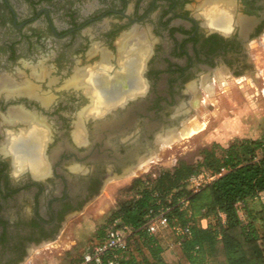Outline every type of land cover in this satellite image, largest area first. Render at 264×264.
Segmentation results:
<instances>
[{
    "label": "flooded vegetation",
    "instance_id": "1",
    "mask_svg": "<svg viewBox=\"0 0 264 264\" xmlns=\"http://www.w3.org/2000/svg\"><path fill=\"white\" fill-rule=\"evenodd\" d=\"M263 41L264 0H0V264L53 241L108 179L175 135L200 78L253 73ZM133 58L130 92L134 74L110 76ZM102 65L116 100L93 114L88 73ZM33 127L40 172L10 150Z\"/></svg>",
    "mask_w": 264,
    "mask_h": 264
},
{
    "label": "trees",
    "instance_id": "2",
    "mask_svg": "<svg viewBox=\"0 0 264 264\" xmlns=\"http://www.w3.org/2000/svg\"><path fill=\"white\" fill-rule=\"evenodd\" d=\"M220 167L226 171L210 184L197 192L187 189L184 180L190 174L201 168ZM260 192H264V133L258 138L233 139L226 146L215 142L201 151L195 163L178 161L154 177L132 179L128 196L117 201L96 232L95 241L103 238L114 220L138 227L150 208L171 206L177 197L184 196L188 197L190 214L177 206L168 213L181 223L194 220L190 234L177 240L182 260L167 262L161 241L140 230L124 250L116 252L118 264H208L215 255L221 256L224 264H264V204L260 205L257 221H242L237 213L238 203L254 199ZM218 212L224 215L223 221ZM201 218L207 220L205 228L197 224ZM80 262L81 257L74 264Z\"/></svg>",
    "mask_w": 264,
    "mask_h": 264
},
{
    "label": "rangeland",
    "instance_id": "3",
    "mask_svg": "<svg viewBox=\"0 0 264 264\" xmlns=\"http://www.w3.org/2000/svg\"><path fill=\"white\" fill-rule=\"evenodd\" d=\"M263 50L261 47L259 52ZM254 62L252 76L245 74L229 80L221 75L213 76L208 85L200 83V78L198 91L188 99L189 103H196L192 107L193 112L181 121L182 125L174 135L176 138L166 143L160 141L154 154L133 172L108 179L96 197L65 221L53 241L31 249L20 264H74L85 248L96 240V232L104 225L117 201L128 196L127 187L132 179L154 177L160 171L171 169L178 161L195 163L202 150L211 148L215 142L225 145L226 137L235 135L231 134L229 125L233 124L237 131H241L238 137H261L264 133V78L258 74L259 63ZM183 128H193L194 131L181 137L179 134ZM251 207V218L257 221L260 203L254 201ZM154 235L164 247L167 262L182 260L177 237L170 228L159 229ZM208 264L224 262L221 256L215 255L208 259Z\"/></svg>",
    "mask_w": 264,
    "mask_h": 264
},
{
    "label": "built area",
    "instance_id": "4",
    "mask_svg": "<svg viewBox=\"0 0 264 264\" xmlns=\"http://www.w3.org/2000/svg\"><path fill=\"white\" fill-rule=\"evenodd\" d=\"M225 171V167H220L218 170L201 168L190 174L184 182L187 189L191 192H197L221 176ZM257 198L264 203V192H260ZM188 204V197L179 196L171 206H160L157 209L150 208L145 215L144 222L138 227H133L119 220H114L105 229L101 240L94 241L85 248L81 254L80 264H103V262L106 264H118L116 252L124 250L128 242L133 237L137 236L140 230L145 231L149 235H154L159 229L168 227L174 232L177 240L188 236L190 234V228L194 224V220L189 219L187 222L181 223L176 217L170 218L168 216L170 209L175 206H177L179 210H187V213L190 214ZM218 214L219 216L222 215L220 212H218ZM197 224L205 228L207 226L206 218H201Z\"/></svg>",
    "mask_w": 264,
    "mask_h": 264
},
{
    "label": "bare ground",
    "instance_id": "5",
    "mask_svg": "<svg viewBox=\"0 0 264 264\" xmlns=\"http://www.w3.org/2000/svg\"><path fill=\"white\" fill-rule=\"evenodd\" d=\"M218 12L219 11L215 12V14L213 15V18L214 19L220 18L219 20H221L224 17H223V15H221V13H219L220 14V16H219ZM131 46L133 47V45H131ZM106 68H108V67L102 65L101 68L99 67V70L89 71V73H88V81H89V83L93 89V94H94V96L92 97L93 98L92 103L89 106L90 107L89 112H91L93 114L94 113L97 114V113L101 112L102 110H105L107 106H110V104H112L116 100L111 95L106 96V91L102 86V84H104V82L108 79L107 75H109V74H107ZM139 68H140L139 58H133V59H130L127 61H123V62H121L120 70L116 71V73H113L110 77L115 78V77H118L120 75H121V77H123L126 74L127 75L128 74H134L133 77H131V81L129 82V85H128L129 91L132 92L133 90H135L137 88V86H139V81H138V78L136 76ZM130 85H132V86H130ZM102 94H104V96H102ZM193 131H194L193 128L192 129H190V128L184 129L183 128V130L181 131V133L179 135L181 137H186V136L190 135ZM75 136L77 138H80V132H78L77 135H75ZM26 137L27 138H25L24 140H26L25 144H27V145H24V144L18 145V142H17L16 146H14L15 144L12 143L10 145V150L12 151L14 157L16 156L18 158V156H20L21 160H18V163L21 162V164H24L25 159L26 160L28 159L30 161V164L33 167V169H35V171H37V172H40L41 170H43V166H42L43 161L41 159L40 152H41L44 134L40 129L33 127L30 129V131ZM174 137L176 138V136H174V134H171V135L167 134L166 137L164 136L163 141H165V143H166L169 140H172ZM10 138H12V136ZM18 138H19L18 140H22L21 137H18ZM24 140H22V141H24ZM12 142H14V141H12ZM14 149L16 150V152H13ZM18 151H20V152L18 153ZM26 163H28V162L26 161Z\"/></svg>",
    "mask_w": 264,
    "mask_h": 264
},
{
    "label": "crops",
    "instance_id": "6",
    "mask_svg": "<svg viewBox=\"0 0 264 264\" xmlns=\"http://www.w3.org/2000/svg\"><path fill=\"white\" fill-rule=\"evenodd\" d=\"M260 44L264 45V41L262 43H260ZM263 48H264V46H263ZM254 57H255V60L259 63V66H260V70H259L258 74H260V76H263V78H264V50L262 52L254 54ZM248 75L252 76L253 73H249ZM233 126H234L233 124L229 125V127H230L229 130H230L231 134L234 133L235 135H231L228 138L226 137L225 145L219 143L221 146H226L228 143H230L233 139H236V138H244V137L245 138L246 137L247 138H258L259 137L258 135L255 136V137H254V135L238 137L237 134H239L241 131H237V128L233 127ZM254 201L259 202L260 205L264 204L257 197L254 198V199H251V200L249 199V200H247V201H245L243 203H241V202L238 203V205H237V213H238V216L240 217V219L242 221H246L247 219L251 218V215H252V209H251L252 207H251V205L253 204ZM257 215H258V213L256 214V217H257ZM220 217H221V220L223 221L224 220V215L222 214ZM163 256H164V253H163Z\"/></svg>",
    "mask_w": 264,
    "mask_h": 264
}]
</instances>
